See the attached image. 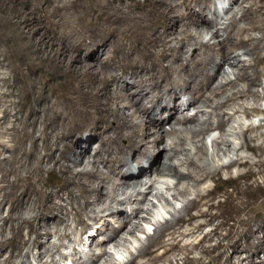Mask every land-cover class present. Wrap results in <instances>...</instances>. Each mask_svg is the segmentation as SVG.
Returning <instances> with one entry per match:
<instances>
[{"label":"bare ground","instance_id":"bare-ground-1","mask_svg":"<svg viewBox=\"0 0 264 264\" xmlns=\"http://www.w3.org/2000/svg\"><path fill=\"white\" fill-rule=\"evenodd\" d=\"M215 1L96 0L91 13H82L75 3L71 9L75 22L84 29L99 27L102 33L80 36L71 48L53 41L46 26L30 27L38 40L32 53L53 71L41 83L37 77L43 68L37 59H25L26 70L13 82L14 95L9 74L0 70V264H20L16 259L29 241L22 235L25 227L34 235L31 246L44 249L37 253L39 263L53 255L57 245L51 241L53 236L70 237V213L56 202L63 190L77 204L72 210L74 223L83 224L75 235L79 243L99 225L88 238V251L72 258V264L114 262L107 247H125L136 240V232L144 231L141 223L153 221L156 205L150 202L142 207L146 194L140 188L147 186L152 197L159 199L163 193L162 188H155L158 183L166 191L172 189L176 201L181 199L180 209L172 206V220L158 225L159 237L142 246L128 264H157L161 257L157 252L173 249L183 254L181 264H264V131L256 139L246 136L263 126L232 119L240 113L249 115L244 102L233 106L231 113L226 108L236 100L250 97L256 103L263 98L254 87L260 86L264 66L253 77L243 64L249 57L264 64V57L259 56L264 52V0H231L226 12H234L222 23L217 16L208 18V14L216 15ZM33 9L40 16L47 11L59 15L68 11L55 0H32L25 18L31 17L33 23L38 20ZM249 14V28L239 27ZM209 29L218 41L213 47L201 40ZM249 30L261 35L242 37ZM193 46L199 58L190 60L185 55ZM99 47L105 58L101 59ZM8 49L9 55L18 53L16 46ZM6 56L0 60V69L20 67ZM93 57L100 59L97 69L87 63ZM237 81L245 82L231 92ZM227 87L230 96L216 104L215 110L213 97ZM182 106L195 109L196 114L187 116ZM231 120L233 124L227 126ZM236 129L243 137L238 148L230 139ZM214 130L220 136L211 141L209 157L200 137ZM92 140L98 146L91 152ZM163 143V162L151 168L154 158L149 148ZM242 149L253 158L241 154ZM224 156L229 158L226 162ZM55 172L63 185L49 190L43 174ZM165 176L174 181L160 182ZM227 186L233 190L227 192ZM136 194L143 198L138 200ZM82 214L89 222H83ZM212 222H216L212 229L197 238ZM5 231L11 234L9 240L4 238ZM164 231L168 232L165 239L161 238ZM189 237L197 239L184 242ZM213 238H217L214 247L204 245ZM215 249L221 252L213 258ZM197 250L200 256L190 258Z\"/></svg>","mask_w":264,"mask_h":264},{"label":"rangeland","instance_id":"rangeland-1","mask_svg":"<svg viewBox=\"0 0 264 264\" xmlns=\"http://www.w3.org/2000/svg\"><path fill=\"white\" fill-rule=\"evenodd\" d=\"M31 1L32 0H18L16 2V0H0V60H3L5 58L6 53H7L6 59L10 58L12 63L15 62V65L16 64L20 65V67L17 68L16 70L12 66H4V67H2V69H0L2 72L9 74L8 84L10 83L9 84L10 87H12V85L14 87V85H15L13 83L14 79L17 76H19V74H21L22 71L26 70L25 65H23V62L25 61V59L29 60V61H32L33 59H37V60H35V62H37L36 64L41 66L44 70V73L37 77V80L40 81L41 83H46L45 82L46 79L49 78L50 75H52L51 73L53 70L49 69L47 62L44 61V63H43L42 58L39 57V55L35 54L34 52H33L34 53L33 54L31 51L34 49L35 42L38 41L37 35H35V33L33 32L34 30L30 29V27L32 25L36 24V25L41 26V27L46 26L48 28V30L51 31L50 34H51L53 41H55L61 45L67 44V45H69V48H71L75 43H78L80 41V38H79L80 36H85L87 34L91 35L93 33H102V29L99 27L93 28L92 26H89V28L84 29L82 25L77 24L75 22L74 12H73V10H71L72 4L75 5V3H76L77 8L82 13H91L95 9L94 5L96 4V2H95L96 0H55L56 4L66 7L68 9V11L62 15L53 13L52 11H47V14L42 13L40 16L33 9V13L38 17V20L35 23H33V20H29L31 17L25 18L26 6ZM215 2H216L215 5H212V7L215 8L216 15L212 16V15L208 14V18L214 19L217 16V22L222 23L223 20H225L226 18H229V16L232 15L230 13L234 12V10H230V11L226 12L229 9V5L231 3V0H216ZM244 5H246V3H244ZM233 9H235V7ZM196 11H198L197 8H196ZM250 19H251V14L247 15V18L245 20L239 21V23H241V24H239V27L249 28ZM51 21H55V22H57V24L56 25L50 24ZM80 26L82 27V29L80 28ZM75 27H76V29L74 30ZM212 29L215 30L214 28H212ZM77 30L79 32H77ZM247 34L251 35L252 37H259L261 35L260 32H257L256 30H254V31L249 30L247 33H243L241 35H242V37L245 38ZM201 40L203 42L209 44V46H211V47H213V45H215L218 42L216 40V38L212 39V33H211L210 29L207 30V32L203 36V39H201ZM11 46H14V47L16 46L19 54L18 53L10 54L11 55L10 56L8 54V51H10L8 48ZM98 49H99L98 53L102 54L101 59L105 58V56H106L105 52L103 50H101V47H99ZM28 53H29V55H28ZM198 54H199L198 48L193 46V47L189 48L185 57L190 59V60H195L196 58L197 59L199 58ZM8 55H9V57H8ZM32 56H34V57H32ZM259 56L264 57V52L261 51L259 53ZM240 58L248 59V57H240ZM249 61L246 63L244 62L245 65L248 63L249 66L248 65L245 66L243 64V67L246 68V71H248V73L254 77L256 74V71L257 72L261 71L264 64L262 65L261 61L254 62L253 59L250 57H249ZM87 63L92 65L93 69H97L99 67L100 59L93 57L91 60H88ZM254 64H256V65H254ZM225 67H227V65H223V68H225ZM20 68L22 69L21 71H20ZM44 68H46V69H44ZM67 80H68V78L62 79V81H64V82ZM215 81H216V79L213 80L212 83H214ZM243 82H245V81H237L236 84L234 86H232L233 88L231 89V92L236 91L237 89H241V85L243 84ZM82 83H84V82H82ZM259 84H260V86L257 85L254 87V89L258 90L259 93L263 94L262 99H259L256 103H254L251 100V98L249 97L244 101H242V100L237 101L236 100L235 102L230 104V107H226L228 112L231 113V109L233 108V106L238 107V105L241 102H244L245 104L248 105V107H249V115L248 116H245L242 113H240V115H236L232 119L239 120V122H242L244 125L262 124L263 128L260 129L259 131H252V132H248L246 134L247 137L253 135L252 137H254L255 139L258 137V134L261 130L264 131V121H262V119L264 118V90H263L264 76L262 77ZM10 87H9V89H11V91H13L14 95L17 94L16 88L14 87L12 89ZM228 89H230V88L227 87L223 93L220 92V94L218 95V97L220 96L219 98L213 97V100L214 101L216 100L214 103L215 110L216 109L218 110V108H217L218 106L215 107L216 104L219 105L220 102H222L226 97H228V95L230 96L231 92H227ZM59 90L61 91V89H59ZM16 100H17V97L14 96L13 101H16ZM210 109L211 108H208L207 110L210 111ZM166 110H165V112H166ZM181 111L189 117H193L196 114L195 109L187 108L186 106H182ZM234 120H231L232 122L229 121L227 126L232 125ZM234 125H235V123H234ZM164 126H165L166 130L170 129L169 124H164ZM237 132H239V133H237ZM240 132H241V130L236 129V132H235L236 134H234L233 137H230L233 147L238 148V147H240V145L243 144V137H242ZM219 133L220 132L218 130H214L213 133H211L209 135L203 134L200 137L201 139H203V143H205V146H207L206 151H207V155L209 157H211L213 154V150L211 147V141L214 138L219 137L220 136ZM89 146H91V152H92L98 146L97 141L92 140L90 142ZM162 146H164V143L159 144V145H155V146H151L149 148V152L152 155V157L154 158L151 168L158 166L160 163L163 162ZM241 151H240L241 154L253 158L251 152L245 151L243 149ZM226 155H228V154H226ZM228 156L233 157L232 154H229ZM228 159L229 158L227 156L226 157L224 156L222 158V160L225 162ZM145 172H147L146 176L149 177L150 176L149 169H145ZM137 177L139 178L140 176L137 175ZM43 178L47 181V189H49V190L50 189H58L59 187H61L63 185L62 184L63 182L59 179V175L56 172L53 174L44 173ZM166 180L167 181L168 180L174 181V179H172L170 177H166V176H165V178L164 177L160 178V182H165ZM257 180H259V178H257ZM146 188H147V186H145L144 188L143 187L140 188V193L146 194L145 195V203L142 205V207L145 206V204L150 203V202H153L156 205V208L154 209L155 212L153 215L154 216L153 221H151L150 223H141V227L144 228V231L143 232H136V236H137L136 240H133L130 238L131 239L130 243L126 244L125 247H120L119 249H113V246H108L107 250L109 252H111V254L113 255L114 260H115L114 262H112L110 264H128L136 256V254L138 253L139 249L142 248V246L143 247L148 246L152 240H156L157 237H159L158 225L162 224L164 221L172 220L173 207L180 209L179 206L181 205V199L179 198V200L176 201L174 199V197H172L173 193H174V191L172 189L170 191H166V189H164L165 188L164 185H162L161 183L156 184L155 188H157V189L162 188V193H163V194H161L162 197H160L158 199V197H152V195L149 193V189H146ZM232 190L233 189L230 186L226 187L227 192H231ZM69 192H71V194L73 196L79 197V193L77 192V190L75 188H70ZM61 196H62V199L60 201H59V199H57L56 202L58 201V203L59 202H60V204L62 203V205H64L70 213L69 217H68V223L70 224V229L67 231V233H70V237L64 238V237L53 236L51 238V241H55L57 243V245H55V247L52 248V254L53 255L51 257L45 256V258H43L44 262L42 261L39 263L37 261L38 260L37 256L44 249L32 247L30 243L34 239V235L28 234L27 227L23 228L22 229V235L25 239H28L29 241L25 246H23L21 248V257L16 259V261L20 262V264H22V263L28 264V262H29V264H44L45 262H46V264H55V263L56 264H72L73 259L82 257V255L88 251V249H89L88 238H90L91 235H94V233H96L97 227H99V225L97 226V224H96L93 226L92 229L88 230L86 232V234L81 237V242L79 243V241H77V236H75V235L80 229L83 228V224H77V223L75 224L74 223V221H73L74 210H72V208L73 209L77 208V204L75 201L70 200L68 198V194H67L66 190H63L61 192ZM135 198H137L138 200H141L143 198V196L141 194H136ZM79 204H83V201L81 199L79 200ZM5 209H6V207H5ZM5 209L3 210V213H2L3 216H5V214H6L7 209L6 210ZM129 209H130V207L126 206L127 213L130 212ZM190 213H194V211L192 210ZM103 214L106 215V212H103ZM81 218H82L83 222H89V220L85 214H82ZM158 218H161V220H157ZM111 222H114V220L112 219ZM215 224H216V222H212V224L210 223L209 225L205 226L202 229V231L198 233V235L196 237L197 238L199 237V239L202 238V235H204V233L206 234V232H209L210 229H212V227ZM151 227H153V230L151 231V233H148V231L151 230ZM166 232L167 231H164L161 234V238H163V239L166 238L165 236H167V234H168V232L167 233ZM222 233L224 234L225 231H222ZM0 238H1V236H0ZM4 238L9 240L11 238V234L8 231H5ZM197 238L189 237V238L185 239L184 242L191 243ZM216 241H217V238H213L212 240L205 242L204 245L209 246V244H210L209 247H214ZM14 244H15V242L13 241L11 243V246L14 247ZM28 252H29V257L25 258L24 255ZM220 252H221V249L220 250L215 249L212 257L213 258L217 257L220 254ZM157 254L159 256L161 254V257H160L161 259L159 258V260L157 261L158 262L157 264H177V263L181 264L182 263L181 258L183 257V254L177 249H173L171 251H168L167 253H165L164 250H160L159 252H157ZM197 256H200L199 250L193 251L189 254L190 258H194ZM118 258L120 259V261L118 260ZM146 258H148V257L145 256L143 258H140V259H138L137 262H139V261L142 262ZM208 260H209V258L205 257L206 263L208 262Z\"/></svg>","mask_w":264,"mask_h":264}]
</instances>
